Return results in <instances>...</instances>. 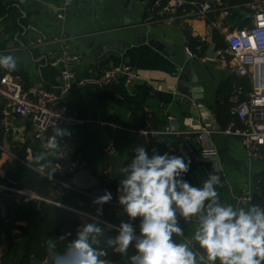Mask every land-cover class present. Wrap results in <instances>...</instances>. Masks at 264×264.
<instances>
[{
	"label": "crops",
	"instance_id": "1",
	"mask_svg": "<svg viewBox=\"0 0 264 264\" xmlns=\"http://www.w3.org/2000/svg\"><path fill=\"white\" fill-rule=\"evenodd\" d=\"M193 1L209 2L211 11L206 18L198 16L197 10L187 5L172 17L154 22L151 10L158 4L163 5L162 0L154 4L152 0H2L12 16L8 13L0 17V54L13 55L18 66L16 71L0 67V75L7 71L20 76L32 96L40 88L61 95L60 72L66 68L73 70L77 81L60 104L69 106L81 119L106 122L109 126L85 124L68 129L71 135L64 137L72 138L77 149L83 152L91 163L93 176L100 178L102 169L111 166L113 179L119 183L120 168L134 155L135 145L143 144L151 155L148 143L130 130L223 131L232 120L233 89L241 86L245 94L251 91L250 80L238 77L231 68L220 64L217 54L226 50L220 48L222 44L228 47L229 33L253 26L255 19L249 7L253 0ZM224 12L228 14L223 16ZM212 23H217V28L213 29ZM62 36H66V41ZM203 39L206 41L202 42ZM212 44H216L213 61L207 57ZM186 47L199 58L189 59ZM72 57H79V61L69 63ZM56 60L61 61L60 65L53 67ZM189 61H195L199 98H202L193 103L176 92V69H182ZM119 65L136 70L140 78L130 85L124 84V90L120 89L123 79L109 86L95 83L105 70ZM3 108L0 101V116ZM182 140L181 137H152L151 143L159 149L165 141ZM106 143L117 145V157L101 155ZM187 145L196 153L214 149L216 157L206 159L200 167L191 160L185 179L201 187L209 175L218 172L226 183L225 202L243 207L252 205H240L238 197L244 191L253 196L258 192L256 178L264 173L263 161L249 159L241 141L225 134L214 133L205 143L193 135ZM0 147L1 183L11 177L10 161L17 159L13 148L26 147L27 163L45 152L43 143L34 138L31 122L22 117H16L11 137L6 138L0 128ZM1 196L0 193V223L3 224L0 260L11 240L20 234L17 220L21 206L20 198H15L5 217ZM120 217L124 221L128 218L118 215L117 222ZM181 225L190 237L194 224ZM134 251L130 247L129 256ZM111 264H126V258L121 256Z\"/></svg>",
	"mask_w": 264,
	"mask_h": 264
},
{
	"label": "clouds",
	"instance_id": "2",
	"mask_svg": "<svg viewBox=\"0 0 264 264\" xmlns=\"http://www.w3.org/2000/svg\"><path fill=\"white\" fill-rule=\"evenodd\" d=\"M17 66L13 55L0 54V67L16 71ZM66 135H71L69 130L55 125L48 151L34 158L33 170L50 181L60 168L54 161L63 159L58 138ZM132 152L120 168L117 188L128 221L115 226L102 219L103 205L113 199L105 190L92 201L95 214H83L74 236L67 232L46 241L49 264H111L107 249L126 258V264H200L205 259L208 264H264V206L222 202L215 175L201 187L191 184L184 178L191 167L186 154L153 149L150 155L143 144ZM137 218L138 233L132 223ZM181 220L194 224L190 237ZM110 231L115 234L107 235ZM56 241H67L63 251H57ZM130 247L135 251L129 256Z\"/></svg>",
	"mask_w": 264,
	"mask_h": 264
},
{
	"label": "built area",
	"instance_id": "3",
	"mask_svg": "<svg viewBox=\"0 0 264 264\" xmlns=\"http://www.w3.org/2000/svg\"><path fill=\"white\" fill-rule=\"evenodd\" d=\"M162 1L163 5L158 4L152 8L150 16L152 21L155 17H160L163 20L170 18L179 9L187 5L195 8L198 16L203 18H206L207 14L211 11V5L208 1L201 3H196L193 0ZM249 7L255 19L253 26L247 29H237L229 33L226 37L227 49L219 51L217 54V61L220 64L231 68L238 77L248 78L251 84V91L248 94L244 93V89L241 86L233 89L231 101L234 103V108L231 111L232 120L228 128L223 131L203 128L201 131L195 133H180L170 128H167L163 133L147 130H130L129 132L148 143L151 153L153 149L158 150V146L151 143L152 137H168L174 139L175 137H181L183 140L180 142L165 141L167 152L176 155L186 154L197 167H200L206 159L215 158L216 151L214 149H208L203 153H196L194 149L187 145V141L194 135L197 141L205 143L210 140L212 134L220 133L239 139L249 159L264 162V0H253ZM227 14V12H224L223 16ZM59 18L64 19V16L59 15ZM211 27L213 29L217 28V23H212ZM62 40L66 41V36H62ZM205 41L206 39H203L202 42ZM185 52L191 60L199 58L188 47L185 48ZM78 61L79 57L69 59V63L71 64ZM60 62V60H56L52 63V66L58 67ZM60 77L62 85L61 95L47 91L45 88H40L36 92V95L32 96L26 90L24 81L20 76L7 71L1 74L0 101L3 103L4 108L0 116V128L3 130L6 138L11 137L16 117H22L31 122L34 138L43 143L45 152L48 151L46 146L51 142L55 125L67 130L92 123L109 126L106 122H94L81 119L69 106L60 104L61 99L71 91L73 84L77 81L76 73L69 68L61 70ZM139 78L136 70L127 65H119L105 70L95 80V83L100 86H109L123 79L125 86H127ZM169 120L173 121V118L169 117ZM114 128L117 127L114 126ZM58 139L64 151L61 153L63 159L54 161V163L58 164L57 167H60L55 174L59 176H74L81 171H87L91 174V163L84 156L83 152L77 149L74 140L65 137ZM101 155L105 158L117 157L119 155V149L114 143H106L101 148ZM101 172V177H96L100 183L101 181L114 180L111 166L103 168ZM211 175L218 177L219 184L217 187L223 189L226 187V183L218 172L212 173ZM56 183L88 197L91 201L97 196H100L101 193L96 190H77L70 184H63L59 181H56ZM116 184L119 186V183ZM0 193L2 195H12L14 198L33 199L53 204L74 213L82 220L84 219V213L95 214L96 212L68 207L56 203L51 199L40 197L30 191L22 190L19 188L17 181L11 177L4 183L0 182ZM117 196L116 191L114 193V199L107 203L111 207L110 210L102 217L104 221L112 225H115L117 222L118 215H123L122 208L118 204ZM238 202L240 205H250L253 202V195L244 191L238 197ZM181 224H184L183 220H181ZM200 264H208V262L205 259Z\"/></svg>",
	"mask_w": 264,
	"mask_h": 264
},
{
	"label": "trees",
	"instance_id": "4",
	"mask_svg": "<svg viewBox=\"0 0 264 264\" xmlns=\"http://www.w3.org/2000/svg\"><path fill=\"white\" fill-rule=\"evenodd\" d=\"M8 13L12 16V11L7 10L2 5V0H0V17ZM161 19L160 17H155L153 21H161ZM220 48L227 49V46L226 44H222ZM123 86L124 82L120 84V89ZM115 89L117 90V87ZM122 90L124 89L122 88ZM165 145H160L158 149L160 154L166 151ZM25 150L26 147L13 148L12 152L17 159H11L9 165V174L16 179L20 189L30 191L40 197L51 199L56 203L68 207H76L92 212L96 211V206L92 204L91 199L56 183V181H59L63 184H70L73 176H59L55 174L53 181L48 180L45 175L33 170L36 166L34 161L27 163ZM256 180L259 181L257 183L259 190L253 196L252 204L264 206V173L259 175ZM116 183L117 180L101 181L100 186L92 189V191H100V195H103L104 191L107 190L112 193L114 199V193L118 188ZM217 190L220 194L221 201L225 202L223 196L224 189L217 187ZM20 202V216L17 220V230L20 234L9 243L7 251L0 260L1 264H45L50 254L46 241L49 238L55 240L56 236L59 237L67 232H71L74 236L77 226L83 220L74 213L53 204L33 199H20ZM110 208L107 204L103 205V215ZM125 221H128V218ZM132 223L138 233L139 219L132 221ZM2 226L3 224L0 223V235ZM114 234V231L107 233V235ZM56 243L57 251H63L67 241H56ZM102 247H106V245H102ZM107 250L109 255L106 259L111 263L120 260L121 256L119 254L112 252L111 249Z\"/></svg>",
	"mask_w": 264,
	"mask_h": 264
},
{
	"label": "water",
	"instance_id": "5",
	"mask_svg": "<svg viewBox=\"0 0 264 264\" xmlns=\"http://www.w3.org/2000/svg\"><path fill=\"white\" fill-rule=\"evenodd\" d=\"M156 1L157 0H152V3L154 4ZM215 50L216 44H212L207 52L209 60H215ZM175 74L177 79L176 92L178 94L188 97L192 103L202 99L201 97L199 98L200 85L195 72V61H189V63H187L182 69H176ZM11 178L15 179L14 177ZM70 185L77 190L90 191L99 187L100 181L89 172L81 171L72 177ZM14 200L15 198L9 194H3L1 196V209L5 217L9 215ZM118 220L119 221L115 223V226L120 224L121 217ZM49 256L45 264H49Z\"/></svg>",
	"mask_w": 264,
	"mask_h": 264
}]
</instances>
